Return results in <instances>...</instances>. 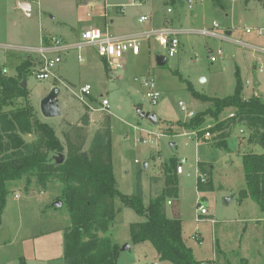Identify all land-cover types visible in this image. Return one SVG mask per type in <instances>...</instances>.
Wrapping results in <instances>:
<instances>
[{"label":"rangeland","instance_id":"374dc122","mask_svg":"<svg viewBox=\"0 0 264 264\" xmlns=\"http://www.w3.org/2000/svg\"><path fill=\"white\" fill-rule=\"evenodd\" d=\"M87 1L94 10L96 6L99 11L97 15L92 13V16H87V4L77 6L78 0H30L33 4L31 15L11 10L15 0H0V73L5 67H11L9 72L3 73L5 76L17 72V60L12 57L19 53L24 55V61L29 60L31 63L26 76L27 86L23 87L26 98L15 100L3 110L25 105L32 108L33 113L47 124L52 133L50 139L56 146L50 151V159L55 164L66 160L67 134H73L74 127L83 123L81 116L85 111L88 110L90 114L89 124L84 127L85 153L95 135L104 132L106 119L109 118V142L117 188L121 194L130 197L139 193L140 186L146 206L151 198L163 191L165 167L171 158L185 157L184 172L178 174L179 195L169 198L175 204H169L168 200L166 211L168 216H172L178 209L187 244L193 247L200 260L213 258L217 254L218 260L212 259L214 264H242L244 259L249 264H264V211L251 198H240L241 191L247 187L242 157L246 153L264 154L263 137L258 135L251 142L249 138L255 130L236 115L228 124L233 134L228 141L232 148L230 151L210 140H198L202 142L197 143L194 136L190 135L194 129L187 126L192 118L179 106L182 101L196 114L207 112L199 130L221 121L231 111L237 112L234 107H226L220 112L218 121L212 114L216 106L213 99L234 93L236 74H240L245 62L252 61L256 55L252 50L247 51L227 39L204 36L199 30L211 27L216 21L220 25L218 31H225L228 25H233L232 37L235 39L264 40L255 32H245L248 26L264 27V0H201L194 3L192 9L189 8V0ZM169 8L171 12H167ZM150 11L163 21L171 22L172 26L186 25L175 55L169 56L165 47L155 43L151 55L128 57L126 69L109 73L96 51L84 48L62 52V60L52 68L51 76L39 79L35 74L38 56L28 57L25 54L27 52L19 48L21 45L39 46L43 26L54 27L52 30L57 33L56 28L61 27L62 21L76 26L77 18L90 20L100 13L98 27L106 29L109 19L114 17V32H118L149 23L150 19L148 22H139V18L143 13L151 16ZM81 24L76 26L74 32H79ZM8 44L11 46H6ZM14 49L19 53L9 52ZM219 50H222V54L218 53ZM79 54L84 57L83 62L79 60ZM160 55L168 59L163 66L159 65ZM257 55L258 58L264 57L261 52ZM212 56L216 57V61H211ZM142 74H149L156 80L162 94L157 105H153L147 96V89L140 81ZM245 75L246 72L240 77ZM88 82L93 86L95 97L91 95L82 99L77 95L78 89ZM52 84L63 91L60 96L62 115L49 118L41 112V99L46 95L41 97L40 93H46ZM243 84L244 98L264 99V85L249 91L244 81ZM101 93L110 101L108 110L99 109L101 105L97 102L101 101ZM141 112L158 114L157 123L142 117ZM24 138L33 142L36 137L34 134H24ZM172 142L176 146L172 147ZM199 159L211 161L208 164V176L212 189H198ZM37 179L34 172H27L20 179L8 183V203L3 211V224L0 225V264H23L21 257L24 258L25 254L30 257L47 249L51 254H57L59 245V251L64 252V239L61 237L60 241L57 231L65 230L70 225V215L66 205H54L56 200H61L63 184L57 175L50 177L46 188L41 187ZM16 194L18 197H15ZM201 204L207 208L208 214L201 215ZM115 207L117 214L110 224L109 234L121 246L116 264H156L154 257L158 252L151 242L134 244L131 241L132 223L143 221L145 217L119 198H115ZM218 240L221 250L216 244ZM126 244H129V248L124 249ZM222 250L223 257L220 256ZM55 262L49 264H57ZM157 263L172 264L170 261Z\"/></svg>","mask_w":264,"mask_h":264},{"label":"trees","instance_id":"16d2710c","mask_svg":"<svg viewBox=\"0 0 264 264\" xmlns=\"http://www.w3.org/2000/svg\"><path fill=\"white\" fill-rule=\"evenodd\" d=\"M31 63L26 60L17 67V75L5 76L0 73V220L7 205L10 192L8 183L20 179L27 172H34L38 184L46 188L50 177L57 175L63 184L60 199L66 205L70 215V225L64 230V264H116L121 246L111 238L110 224L115 219L117 210L115 198L131 207L145 219L131 225V241L141 243L149 241L158 252L161 261L172 264H214L213 261L198 259L189 246L182 230V221L170 217L166 211L168 198L178 197V160L173 157L165 167V186L163 191L144 205L142 189L139 193L127 197L117 188L112 160V147L109 142L111 132L110 119H106V129L97 133L87 153L84 155L86 132L84 126H75L73 134H67L68 152L64 162L55 164L51 161L50 151L56 145L50 139L52 133L33 113L28 105L3 110V107L19 98H26V90L21 86L26 78ZM244 84L237 74V85L232 95L213 99L216 106L212 110L215 118L222 109L234 107L236 115L247 123L254 132L249 140L258 135L264 139V99L243 97ZM211 110V109H210ZM207 112L199 113L188 123V127L199 129L205 122ZM235 118V117H234ZM83 124H88V115L82 117ZM231 119L224 120L211 128L216 132L228 127ZM206 130H200L203 136ZM24 134H34L35 140L28 142ZM230 133L220 134L216 145L229 150L226 138ZM243 169L246 189L240 198H251L264 211V154L246 153L243 155ZM204 162L198 166L204 170ZM210 176V172H208ZM209 181H202L198 176L199 190L212 189ZM21 262L26 264L24 258ZM242 264H248L243 260Z\"/></svg>","mask_w":264,"mask_h":264},{"label":"built area","instance_id":"2783aa9c","mask_svg":"<svg viewBox=\"0 0 264 264\" xmlns=\"http://www.w3.org/2000/svg\"><path fill=\"white\" fill-rule=\"evenodd\" d=\"M201 0H189V7L192 8L193 4ZM169 12L172 11L171 8L168 9ZM149 19L148 15H142L139 18V22H145ZM220 25L214 21L211 27L200 29L199 32L204 36L217 37L220 39H229L225 33H220L217 29ZM183 29L174 28L169 22L160 28L151 29L148 31H143L141 33L119 36L105 31L99 27H90L83 31L79 41L71 46L78 50L92 46L96 49V53L101 57L107 65V69L110 73H115L119 70L125 68V58L128 53H133L138 55L141 51L143 41L153 39L157 41L161 46L165 47L167 54L173 56L178 52L181 44L180 35L183 33ZM246 33H256L259 36H264V27H246ZM51 45H41L39 47L29 49L30 53L39 54V60L37 61V70L35 71L36 77L39 79H47L52 74V68L61 62V57L58 52L70 49V46L64 45L60 40L54 38ZM234 44H238L245 49L252 50L255 54L261 52L264 54V47L253 43H247L244 41L230 40ZM222 54V50L218 51ZM80 61H83V56L78 55ZM211 61H216V57L212 56ZM257 75V83L264 84V64H259L255 71ZM141 83L147 89V96L149 97L153 105H157L161 99V91L158 89L156 80L150 75H144L140 77ZM92 93V85L85 84L80 88V93L78 96L84 99L85 96H89ZM102 109L108 110L110 108V101L107 98H102ZM179 106L181 111L186 112L187 116L194 118L196 116L195 111L189 110L184 102L180 101ZM236 116V112L229 114V118ZM212 125H208L205 129L204 137L211 139L214 137V132L211 131ZM199 129L192 131V135L198 137ZM160 135V134H159ZM201 138V137H200ZM147 142V140H145ZM186 162L185 158H180L179 164L177 166V173H182L184 171L183 164ZM205 177L202 176V181H205ZM15 197H18L16 194ZM172 204V201H168ZM200 212L202 215L208 214L207 208L204 204L200 205ZM196 238H199L196 235ZM205 264V263H203Z\"/></svg>","mask_w":264,"mask_h":264},{"label":"crops","instance_id":"0c3cea01","mask_svg":"<svg viewBox=\"0 0 264 264\" xmlns=\"http://www.w3.org/2000/svg\"><path fill=\"white\" fill-rule=\"evenodd\" d=\"M22 1H26V2H28L29 3V9H27L26 11L25 10H23V9H21L19 6H20V3L19 2H22ZM78 2H79V4L77 5V6H79L80 4H87V6H88V12H87V16H92L93 14L92 13H96V12H99V11H97L96 10V6H95V10L93 9L94 7H90L89 6V2L87 1V0H78ZM250 3V2H249ZM248 3V4H249ZM247 4V5H248ZM193 7H194V5H193ZM192 7V8H193ZM32 8H33V4L30 2V0H15V4H14V6L12 7V9L11 10H17V11H19V12H22V14H26V15H31V13H32ZM77 8V7H76ZM190 8V7H189ZM192 8H190V9H192ZM77 9H79V7L77 8ZM106 10V9H105ZM122 10V9H121ZM120 11V10H119ZM123 11V10H122ZM100 12H101V10H100ZM106 12H107V10H106ZM167 12H169L168 11V9H167ZM108 13V12H107ZM150 14H151V16L150 15H148V13H143L142 15H148L149 16V23H147V24H145V25H143L142 27H138V28H136V29H122L121 31H118V32H114V27H115V25H116V23H115V18L114 17H112L111 19H109V24H108V26L107 27H105L106 29H103V30H105V31H108V32H110V33H112V34H115V35H119V36H127V35H133V34H137V33H141V32H143V31H148V30H151V29H157V28H160V27H162V26H164L165 24H166V21L164 20L163 21V19L162 18H160V16H157L156 14H155V16L153 15L154 13H153V11H152V13H151V11L149 12ZM102 14H103V10H102ZM96 15H97V13H96ZM99 15H100V13L98 14V16L96 17L95 16V18L94 19H79V18H77V20H76V26L77 25H79L80 23H82L81 24V26H79L80 28V30H79V32H74V30L77 28L75 25H73V24H70V23H68L67 21H62V24H61V27L59 28V29H57L56 28V32L57 33H54L53 32V28L54 27H49L48 26V28H46V27H42L41 28V30H40V42H39V46H41V45H51L52 43H53V39L54 38H56V39H58V40H60L64 45H68V46H70V49H67V50H63V51H60V52H58L59 54H61L62 52H66V53H69V52H71V51H73V50H78V49H76V48H73V47H71V46H73V45H75L78 41H79V39H80V37H81V35H82V33H83V31L85 30V29H87L88 27L90 28V27H98V17H99ZM141 15V16H142ZM140 16V17H141ZM148 20H147V22H148ZM146 22V21H145ZM170 24H171V22H170ZM187 24H189V23H187ZM190 25V24H189ZM172 26V25H171ZM184 26H186V25H184ZM183 25H178V26H172V27H174V28H180V29H187V28H185ZM248 27H251V26H248ZM188 29H190V28H188ZM233 29V25H228L227 27H226V30L224 31V30H221V31H219L220 33H225V34H227L228 36H230V40L232 39V40H236V41H244V42H247V43H253V44H257V45H259V46H262V47H264V40H262V39H259L258 41H254V40H249V41H246V40H244V39H242V38H239V39H242V40H238V39H235L234 37H232V35H233V33H234V31L232 30ZM217 30H219V29H217ZM187 31V30H186ZM246 32V31H245ZM192 33H190V35H191ZM248 34H252V33H248ZM182 36L184 35L183 33L181 34ZM180 35V40H181V36ZM259 36V35H258ZM259 37H264V36H259ZM215 38H217V37H215ZM256 38V37H255ZM220 39V38H219ZM229 39H227L228 41H229ZM257 39V38H256ZM155 43H158L157 41H155V40H153V39H149V40H145V41H143V44H142V48H141V51H140V53L138 54V55H134L133 53H128L127 55H126V58H125V68L124 69H126V67H127V60H128V57H131V56H133V57H139L140 55H142V54H144L145 56H146V54L148 55V54H150L151 55V53H152V50H154V47H155ZM159 44V43H158ZM181 45V44H180ZM236 45H238V44H236ZM6 46H11L10 44H8V45H6ZM19 46V45H18ZM39 46H37V45H21V46H19V48L21 49H23V50H25L27 53H25L28 57L29 56H38L37 57V61L39 60V54H37V53H30V55H29V49H31V48H37V47H39ZM240 46V45H239ZM241 47V46H240ZM86 48H89L90 50H93V51H96V49L94 48V47H92V46H89V47H86ZM84 49V48H83ZM9 50V49H8ZM244 51H245V49H243ZM247 51H248V49H247ZM251 51V50H250ZM9 52H11V53H19V51H17V50H10ZM253 52V51H252ZM254 54H255V52H253ZM97 54V53H96ZM258 54V53H257ZM257 54H255L256 55V59L255 58H253V60L252 61H250V62H248V63H246L245 62V65H244V68H243V71H242V67H241V70H240V74L239 75H241V74H243V73H247V75H245V77H243V76H241L242 77V79H243V81H244V83H246V88L247 89H249V91H250V89H254V88H257V86L258 87H260L259 85H264V84H262V83H257V75H256V73H255V71H256V68L259 66V64H264V57H257L258 55ZM98 55V54H97ZM11 56V55H10ZM13 56H15V57H12V58H16V60H17V65H16V69H17V67L19 66V65H21V63L22 62H24V55L23 54H20L19 53V55H13ZM8 57V59H11V57H9V56H7ZM37 61L35 62L36 63V65H35V63H34V65L35 66H37ZM83 61H84V57H83ZM82 61V62H83ZM102 61H103V64H104V68L106 69V71L107 72H109L108 71V69H107V65H106V62L102 59ZM167 61H168V59H167ZM167 61H166V63H167ZM165 63V64H166ZM160 66H163V65H160ZM11 69V67H5V68H3V73H7V72H9V70ZM17 73H18V71L17 72H15V74H12V75H9V76H11V77H14L15 75H17ZM110 73V72H109ZM144 75H149V74H142V76H144ZM237 75V74H236ZM24 80V79H23ZM25 80H26V78H25ZM22 83H23V81H22ZM85 84H91L90 82H88V83H85ZM84 84V85H85ZM92 85V84H91ZM26 86H27V80H26ZM83 86V85H82ZM81 86V87H82ZM54 86H53V84L51 85V87H49V89L47 90V92L46 93H40V96L42 97V96H44V95H47L48 93H49V91L53 88ZM80 87V88H81ZM61 88V87H60ZM92 90H93V86H92ZM62 88H61V93H60V95H59V98H60V96H61V94H62ZM74 93H76L77 94V92H73V94ZM80 93V89H78V94ZM77 94V95H78ZM91 95H92V97H95L94 95H93V92L91 93ZM91 95H89V96H91ZM100 97H101V101H102V98H107V97H103V94L101 93L100 95H99ZM45 97V96H44ZM43 97V98H44ZM42 98V99H43ZM87 98V97H86ZM41 99V100H42ZM101 101L99 100L97 103L99 104V106H100V108L99 109H102V103H101ZM60 106H61V101H60ZM90 108H92V107H90ZM41 109V108H40ZM93 109V108H92ZM95 109V108H94ZM210 109H211V107L209 108V111H210ZM102 110H104V109H102ZM61 111H62V107H61ZM232 112H235V111H231V112H229V114L230 113H232ZM196 113V112H195ZM91 114H93V113H91ZM229 114L224 118V119H222L221 121H224V120H229V119H233V118H229ZM62 115V114H61ZM85 115H88V124H89V121H90V114H89V111L87 110V111H85L83 114H82V116H81V122L83 121L82 120V117H84ZM197 115V114H196ZM157 117H158V119H159V115L157 114ZM236 117V116H235ZM218 121H219V117H218ZM221 121H219V122H216V123H213V124H209V125H212V127L213 126H215V125H217L218 123H220ZM88 124H81V125H78V126H84V127H86V126H88ZM208 126V125H207ZM206 126V127H207ZM203 129V128H202ZM142 130H145L146 131V129H142ZM203 130H206L205 128L203 129ZM223 132H225V133H227V132H229L230 133V136L229 137H227L226 138V140H227V143H228V141H229V138H231L232 136H233V134H232V131L228 128V127H226L225 129H223V130H218V131H216V132H214L215 134H214V137L212 138V139H214V140H212V139H207V138H205L204 136H199L198 135V137H196V136H194V135H192V134H190V135H192V136H194V138L198 141V140H203V142H208V140H210V142L212 143H215V145H216V142L217 141H219L220 140V134H222ZM192 133V132H191ZM185 134H187V133H185ZM189 135V134H188ZM161 136V135H160ZM201 137V138H200ZM202 141H198L197 143H201ZM173 143V142H172ZM174 146H176V144H174ZM173 146V147H174ZM228 148H229V151L232 149L230 146H229V144H228ZM228 151V150H227ZM182 158H185V157H182ZM243 158V157H242ZM176 159L178 160V164H179V160H180V158L178 157H176ZM186 159V158H185ZM186 161H187V159H186ZM243 161V160H242ZM199 162H204L205 164L203 165V168H204V170H201L200 169V167L198 166V164H199ZM211 163V161L210 160H202V159H199L198 160V163H197V170H198V173H199V175H202V176H204L205 177V181H209L210 180V178H209V174H208V164H210ZM178 166V165H177ZM184 172V171H183ZM182 172V173H183ZM178 174H181V173H178ZM205 181H203V182H205ZM44 192V191H43ZM168 200H171L172 201V205H174L175 204V202H173V200L172 199H169L168 198ZM167 200V201H168ZM8 203V202H7ZM6 208H7V205H6V207H5V210H6ZM168 214V213H167ZM202 215V214H201ZM3 216H4V213H3V215H2V219L0 220V225L1 224H3ZM170 217H175V218H179V219H181L180 217H179V215H178V209L177 210H175V214L174 215H172V216H170ZM181 221H182V219H181ZM182 228H183V222H182ZM57 233L59 234V239H60V241H61V237L64 239V230H59V231H57ZM62 234V236H60ZM184 237V236H183ZM185 239V238H184ZM185 241H186V239H185ZM114 242H116V243H118L117 241H114ZM186 243H187V241H186ZM119 244V243H118ZM216 244H217V246H219V249L221 250L222 248H221V245H220V241L218 240V241H216ZM120 245V244H119ZM189 245V244H188ZM190 246V245H189ZM192 249H193V247H192ZM59 250H61L60 249V245H59ZM58 250V251H59ZM57 251V254H51V252L47 249V251L46 250H43V251H41V252H39L38 254H36L35 253V255H32V256H27V254H25L24 255V259H26V261H27V264H49L50 262H55V260H56V262H57V264H64V260H63V251L61 252V251H59L58 252ZM217 253V252H216ZM220 256L221 257H223V250L222 251H220ZM194 254H195V252H194ZM195 256H196V254H195ZM216 256H217V254H214V259L215 260H218L217 258H216ZM197 258H198V256H196ZM155 258V263L156 264H158L157 263V261H160V262H162L160 259H159V255L157 254L156 255V257H154ZM213 258H202V259H206V260H211V261H213L212 259ZM199 259V258H198ZM244 260H246V259H244ZM55 262V263H56ZM243 262V261H242ZM248 264H249V261H248Z\"/></svg>","mask_w":264,"mask_h":264},{"label":"water","instance_id":"95a60500","mask_svg":"<svg viewBox=\"0 0 264 264\" xmlns=\"http://www.w3.org/2000/svg\"><path fill=\"white\" fill-rule=\"evenodd\" d=\"M20 3V8L23 10L29 9V3L26 1L19 2ZM167 61V58L164 55L159 56V65H165ZM26 86V80H23L22 87ZM61 93V88L59 86H54L49 93L41 100L40 103V108L41 112L45 117L53 118V117H58L61 116L62 111H61V106H60V98L59 95ZM141 116L144 118L149 119L153 123H157L158 117L157 114L151 113V112H141ZM175 143H171L172 147L174 146ZM86 153H84L85 155ZM63 159V157H62ZM61 159V160H62ZM55 206H63V201L62 200H56L54 202ZM124 249L129 248V244H126Z\"/></svg>","mask_w":264,"mask_h":264}]
</instances>
